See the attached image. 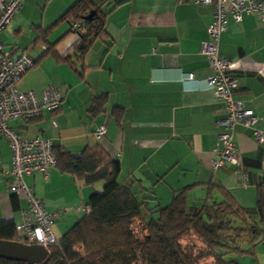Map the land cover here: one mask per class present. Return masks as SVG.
I'll list each match as a JSON object with an SVG mask.
<instances>
[{
	"label": "crops",
	"instance_id": "0c3cea01",
	"mask_svg": "<svg viewBox=\"0 0 264 264\" xmlns=\"http://www.w3.org/2000/svg\"><path fill=\"white\" fill-rule=\"evenodd\" d=\"M77 1L22 0L18 15L0 35L5 49L24 48L35 60L18 82L20 89L40 93L55 85L64 95L56 111L13 120L11 125L23 135L49 136L54 146L73 153L102 144L120 162L119 179L154 197L151 203L165 206L175 192L198 183L191 197L212 204L223 199L217 189L206 198L208 183H214L224 186L248 215L256 217L257 187L264 184V143L254 136L255 128L264 131L261 16L245 14L239 23L229 17L219 44L220 54L236 64L235 99L258 116L253 127H235L238 155L249 171L244 183L233 173V164L212 167L214 151L220 148L219 122L225 117L223 101L207 83L213 70L201 52L213 6L177 0H114L102 8L108 13L107 38L97 39L80 60L73 50L78 33L67 21H58ZM55 54H70L73 66ZM189 73L193 79H188ZM102 94L108 97L104 112L92 116V100ZM116 108L121 111L119 120ZM102 125H106L105 135L97 137L95 132ZM10 166L11 149L0 136V220L11 219L16 226L28 201L10 190L11 179L5 176ZM25 181L46 209L60 212L52 227L57 238L83 217L91 193L104 187L102 181L88 185L58 167L48 177L25 175ZM255 252L236 256L231 264H264V241Z\"/></svg>",
	"mask_w": 264,
	"mask_h": 264
},
{
	"label": "trees",
	"instance_id": "16d2710c",
	"mask_svg": "<svg viewBox=\"0 0 264 264\" xmlns=\"http://www.w3.org/2000/svg\"><path fill=\"white\" fill-rule=\"evenodd\" d=\"M113 1L78 0L58 20L67 21L78 33L73 50L80 60L97 39L107 38L108 13L102 8ZM55 57L73 66L70 54ZM107 99L106 94L93 98L92 116L104 112ZM120 112L114 110L117 120ZM54 153L60 171L88 185L102 181L104 187L91 193L83 217L49 245L44 264H201L207 260L231 264L236 256L256 253V246L264 241V184L257 187L256 217L248 215L224 186L214 183H208L206 198L217 189L223 196L220 201L207 204L191 197L196 183L175 192L171 202L161 206L119 179V160L100 143L81 153L54 146ZM0 239L28 243L11 219L0 220ZM0 264L27 263L0 258Z\"/></svg>",
	"mask_w": 264,
	"mask_h": 264
},
{
	"label": "built area",
	"instance_id": "2783aa9c",
	"mask_svg": "<svg viewBox=\"0 0 264 264\" xmlns=\"http://www.w3.org/2000/svg\"><path fill=\"white\" fill-rule=\"evenodd\" d=\"M177 1H193L213 6L208 38L201 43V52L206 55L209 67L213 70L207 83L214 89L216 97L223 101L225 117L219 122L220 148L214 151L212 167L217 170L233 164V173L247 183L249 171L238 155L235 127L238 124L253 127L258 116L252 108H246L241 101L235 99L238 91V80L234 72L236 64L220 54L219 44L221 35L228 28L229 17L239 23L243 15L256 14L261 16L264 23V0ZM21 7L22 0H0V35L12 24ZM34 65L35 60L26 49L11 52L4 48V43L0 40V136L8 141L11 149V166L5 176L11 179L10 190L28 201V207L23 210L22 222L16 225V229L28 243H40L48 248L57 243L58 238L52 227L60 217V212L46 209L43 200L26 183L25 175L41 173L45 177L49 176L57 165L54 143L49 136L21 134L11 125V121L35 119L45 111L54 112L61 107L64 95L55 85L46 86L40 93L20 89L18 82ZM193 78V73H189L188 79ZM105 132L106 125H102L95 134L102 137ZM254 136L258 143H264L263 130L255 128Z\"/></svg>",
	"mask_w": 264,
	"mask_h": 264
},
{
	"label": "water",
	"instance_id": "95a60500",
	"mask_svg": "<svg viewBox=\"0 0 264 264\" xmlns=\"http://www.w3.org/2000/svg\"><path fill=\"white\" fill-rule=\"evenodd\" d=\"M49 250L40 243H25L12 239H0V258L39 264L47 259Z\"/></svg>",
	"mask_w": 264,
	"mask_h": 264
},
{
	"label": "rangeland",
	"instance_id": "374dc122",
	"mask_svg": "<svg viewBox=\"0 0 264 264\" xmlns=\"http://www.w3.org/2000/svg\"><path fill=\"white\" fill-rule=\"evenodd\" d=\"M235 222V224H238L239 223V220H237L236 219V221H234ZM186 240H189V239H186ZM185 240V241H186ZM190 240H192V242H196V239L195 238H192V239H190ZM187 242V241H186ZM39 264H44V262H41V263H39Z\"/></svg>",
	"mask_w": 264,
	"mask_h": 264
}]
</instances>
